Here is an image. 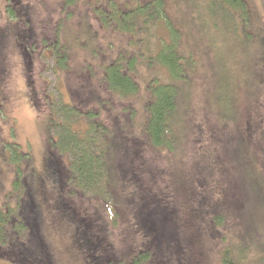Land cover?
Here are the masks:
<instances>
[{
  "label": "trees",
  "instance_id": "1",
  "mask_svg": "<svg viewBox=\"0 0 264 264\" xmlns=\"http://www.w3.org/2000/svg\"><path fill=\"white\" fill-rule=\"evenodd\" d=\"M79 1L82 0H63L67 21L74 16L69 7ZM180 1L194 10L189 0ZM203 1V7H208L213 17L220 16L228 23L236 21V33L239 25L248 24L244 0ZM86 4L92 11L85 20L92 16L100 31L128 37L129 48L137 51L132 56H115L110 62L105 60L110 53L96 57L99 53L95 51L92 63L84 60L70 69L65 48L60 51L58 42L50 48L70 99L53 106L50 103L46 128L55 137L48 138L40 170L28 153L18 150L13 138L7 140L0 135V175H12L8 190L11 194H2L7 202L13 196L11 206L0 208V262L196 264L197 235L202 230L206 245H216L215 257H206V264H264V152L262 156L255 154L264 147L254 144L255 151L249 149L251 141L245 131L250 121L248 127L243 119L242 128L238 123V110L243 105L248 106L246 114L256 105L264 109V96L259 100L258 91L257 101H246L230 76L224 80L222 70L215 72L210 111L215 118L220 117V128L231 123L238 136L234 132L235 137L225 139L222 157L212 154L213 159H209L214 161L212 169L216 168L218 174L213 184L211 178L206 180L213 173L200 163L199 182L197 177L188 179L182 171L176 172L171 154L181 156L180 148L186 144L190 147L187 151L198 160L204 157L202 153H212L221 131L214 134L207 119L196 118L192 112L197 77L195 61L184 55L186 29L189 41L191 38L187 24L171 19L164 0H87ZM156 25H162L167 38L160 35V46L150 49L145 40ZM142 36L144 39H140ZM23 38L19 35L18 41ZM47 42L43 40L41 44L48 46ZM34 43L35 40L29 46L35 49ZM97 59L102 60L100 69H95ZM140 71L142 84L135 76ZM80 77L72 86L73 80ZM249 81L257 90L260 81L251 75ZM142 85L147 94L142 106L144 121L137 132H129L128 125H133L138 115L132 103L139 97ZM35 94L29 85L27 96L34 110ZM116 102L120 105L117 110ZM4 119L0 102V120ZM198 120L203 123L200 127ZM147 153L155 157L157 167H148L154 181L144 189L138 168H144ZM241 156L244 162H240ZM83 195L90 197L97 212L85 216L80 211L78 203L86 198ZM47 215L50 231L67 241L61 249L52 244L51 233L46 231ZM119 228L120 238L124 228L129 237L135 235L133 249L121 260L116 250L118 240L114 241ZM199 240L203 247V235Z\"/></svg>",
  "mask_w": 264,
  "mask_h": 264
},
{
  "label": "rangeland",
  "instance_id": "2",
  "mask_svg": "<svg viewBox=\"0 0 264 264\" xmlns=\"http://www.w3.org/2000/svg\"><path fill=\"white\" fill-rule=\"evenodd\" d=\"M183 1L188 2V0ZM189 1L194 10L190 9L191 7H185L183 3H180V0H164V4L168 7L167 12L170 13L171 19L176 23L179 20L185 21L191 34L190 41L192 40V43L188 39V31L186 29L187 44L184 46V55H189L195 61L194 70H196L197 86L194 89L195 98L192 101V112L196 114V118L207 119L206 124L210 130L212 129L211 132L215 134L218 129L221 132L217 146L212 147V153H202L204 157L202 156L196 160L192 156L193 154L187 151L190 147L184 144L180 148L182 155L172 153L170 159L174 163L173 167L177 173L182 171V174L188 179L190 176L194 177V179L197 177L198 182L200 180L198 176L200 163L213 173L212 177L208 174L209 178H206L208 182L211 178L210 183L213 184V181L218 178V174L216 168L212 169L211 162L213 160L209 159H213L212 154L222 157L221 149L224 146L225 139L235 137L234 132L237 134V131L232 130L234 126L230 125L231 123L227 127L222 125L220 128V117L215 118L213 112L211 113L212 93L214 92L212 82L215 83L216 81L215 72L218 71L220 73L222 70L224 72V80H227L228 76H230L239 92L244 93L243 99H246V101L247 99H253V102L257 101L258 91L260 93L259 100L264 96V0H244L249 20L247 25L243 27L239 25V33H236L235 30L236 21L233 23L230 20L228 23L223 18L220 20V16L213 17L210 15L208 7H203L205 3L203 0ZM86 3L87 0H82L75 7H69L74 16L69 17L70 19L67 21L65 19L66 9L63 0H0V102L6 118L0 120V135L7 140H12L13 138L18 150L21 153H28L32 163H35V167L38 168L40 166L39 170L44 162L43 158H45L47 151L46 146L49 145L48 138L49 136L55 137L54 132L50 133L51 136L48 134V128H46L47 114L51 111L50 103L53 106L55 103L58 104L62 101L69 102L70 99L68 98V90L64 78L55 67V62L52 59L53 51L50 48L53 49V45L56 42L61 48L60 51L65 48L68 53L66 56L69 58L68 67L70 69L81 65L82 62H85L84 60H91L92 63L94 58L92 55L95 51L99 53L95 55L96 57H104L100 56V53L103 52L110 53L107 56L108 58L105 59L109 62L116 59L115 56L122 54L132 56L137 51L129 48L128 37L112 34L113 31L105 33L100 31L92 16L85 20L87 13L92 11ZM197 12L200 13L199 16ZM63 20H66V22H63ZM154 28L155 30H153ZM78 32L79 37L77 38ZM149 33L150 35L146 38L145 43L148 44L150 49L152 46L158 48L162 37L163 39L167 38L166 31L162 28V25L150 28ZM16 34L18 36L24 35V42L18 41ZM73 34L75 35L73 36ZM27 36H33L34 39H26ZM148 38L150 39L149 41ZM42 39L46 42L48 39V46L41 44L43 42ZM140 39H144V36ZM33 40H35L34 46H37L35 49L29 46ZM27 41L30 43H27ZM142 48L144 49V46ZM54 50L57 51L56 49ZM101 63L102 60L97 59L95 69H100ZM141 75V71L140 74L135 75L140 83L144 80ZM239 75H243V77L241 78ZM249 75L253 79L260 81L257 90L251 85ZM244 78L247 81L242 83ZM80 79L81 77L73 80L71 85L78 83ZM29 85H32V88L36 90L35 98L37 102H35V107L37 109L35 108V110L33 109L34 106L32 107L28 101ZM143 88L144 86L142 85L139 97L132 103V108L138 110V115L133 125L127 124L129 132H137L138 125L144 121L142 106L144 101L147 100L145 98L147 94ZM204 93H207L209 97ZM106 97L107 94L104 92L103 98ZM50 99H53V101L51 102ZM116 103V106H114L115 110L120 106L119 102ZM247 107L243 105L238 110L240 115L238 123L242 128V119L245 120L246 126L250 121V126H247L248 129L245 133L251 141L248 145L249 149L255 151L253 148L254 144L264 147V142L262 141L264 138V109L256 105L255 108L252 107L250 112L246 114ZM117 115L121 116V111H118ZM202 124L201 121H197L198 127ZM10 127H13V129H10ZM263 152L262 149L260 152L255 151V154L262 156ZM154 160L155 157L147 153L143 159L144 168L141 167V170L140 167L138 168L139 172H141L144 189H149L154 181L152 173L148 172V167L150 169L157 167ZM194 162H196V165ZM240 162H244L243 156L240 157ZM23 163L24 166L27 165V162ZM261 170H264L263 167ZM11 176L8 172L0 175V183H2L0 208L11 206L13 196L8 202L5 201L7 197H3V194L6 195L10 188ZM187 184L188 188L191 189L188 181ZM10 194L9 191L7 195L9 196ZM16 196L17 194H15ZM84 196L86 195L82 197ZM89 198V196H86L78 203L81 208L80 211H84L85 216L91 214L92 211L97 212L96 206L91 200H88ZM48 216H45L46 226H48L46 231L51 233L49 238H51L52 244L61 249L67 241L63 242L55 236V233L50 231L49 225L51 221ZM123 224V219H120V225ZM119 229L116 230V235L120 233L121 229ZM201 232L202 234L196 230L199 243L198 255L195 257L196 264H206V257L210 259L215 257L213 251L216 245L211 243L206 245L205 233L202 230ZM201 235H203L205 244L203 247H200L199 237ZM134 238L135 235L133 238L128 236V231L125 228L121 238L120 234L114 237L115 242L118 240V247L116 243L115 246L117 247L116 250L119 253L120 260L125 259L127 253L129 254L133 249L132 241ZM70 244H73V238H70ZM0 264H4V262H0ZM6 264L10 263L6 262ZM208 264L213 263L209 261Z\"/></svg>",
  "mask_w": 264,
  "mask_h": 264
}]
</instances>
